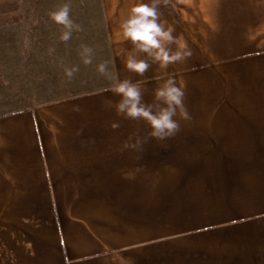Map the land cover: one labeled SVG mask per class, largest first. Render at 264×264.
<instances>
[{
	"label": "crops",
	"instance_id": "crops-1",
	"mask_svg": "<svg viewBox=\"0 0 264 264\" xmlns=\"http://www.w3.org/2000/svg\"><path fill=\"white\" fill-rule=\"evenodd\" d=\"M138 2L151 0H44L41 32L8 48L0 264H264V0L161 6L192 56L166 69L149 60L143 77L125 68L133 47L119 27ZM66 3L82 30L63 42L49 12ZM105 61L140 82L146 103L173 77L191 119L172 138L121 150L148 128L116 115L112 81L96 70Z\"/></svg>",
	"mask_w": 264,
	"mask_h": 264
},
{
	"label": "clouds",
	"instance_id": "clouds-1",
	"mask_svg": "<svg viewBox=\"0 0 264 264\" xmlns=\"http://www.w3.org/2000/svg\"><path fill=\"white\" fill-rule=\"evenodd\" d=\"M161 6L172 7V0L138 2L130 8L127 17L119 26L122 39L133 47V53L125 60V68L140 77H143L151 67L149 60L166 69L192 56L191 49L181 44L179 37L173 34L174 29L165 26L166 21L161 19L163 15L160 11ZM70 11L71 6L66 3L49 12L51 21L62 26L60 40L63 42H68L74 31L82 30L81 26L71 19ZM173 45H176L175 50ZM141 54L146 58H139ZM80 57L83 64L91 65L93 50L86 45L81 46ZM96 70L112 81L111 90L119 97L114 105L116 115L126 120L142 121L148 128L147 138L137 137L134 142H125L121 150L139 151L147 139L164 141L172 138L181 130L180 120L191 119L185 105V91L178 86L173 77L169 76L162 82L154 90L152 102L146 103L139 81L120 80L118 76L109 72L107 61L98 64ZM77 71L78 67L64 69L68 79H72ZM119 127L118 122L111 123V128Z\"/></svg>",
	"mask_w": 264,
	"mask_h": 264
},
{
	"label": "rangeland",
	"instance_id": "rangeland-1",
	"mask_svg": "<svg viewBox=\"0 0 264 264\" xmlns=\"http://www.w3.org/2000/svg\"><path fill=\"white\" fill-rule=\"evenodd\" d=\"M4 2L7 5V12L0 13V21L6 19V24L0 22V83L1 92L5 94L9 65L11 68L14 65V59L9 58L7 50L11 48L16 52L18 49L20 51L27 49L30 35L41 32V29H38L41 27L38 9L44 7V0H0V4ZM24 9L27 11L26 19L23 15Z\"/></svg>",
	"mask_w": 264,
	"mask_h": 264
},
{
	"label": "trees",
	"instance_id": "trees-1",
	"mask_svg": "<svg viewBox=\"0 0 264 264\" xmlns=\"http://www.w3.org/2000/svg\"><path fill=\"white\" fill-rule=\"evenodd\" d=\"M6 4L5 2L3 4H0V13H6L7 12V8H6ZM4 21V22H2ZM2 21H0L1 23L6 24V19H3Z\"/></svg>",
	"mask_w": 264,
	"mask_h": 264
}]
</instances>
